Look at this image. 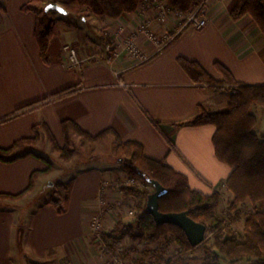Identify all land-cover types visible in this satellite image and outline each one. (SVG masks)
Returning a JSON list of instances; mask_svg holds the SVG:
<instances>
[{
	"label": "crops",
	"instance_id": "crops-1",
	"mask_svg": "<svg viewBox=\"0 0 264 264\" xmlns=\"http://www.w3.org/2000/svg\"><path fill=\"white\" fill-rule=\"evenodd\" d=\"M233 2H211L208 25L202 30H186L161 52L156 53L154 44L139 35L137 45L149 57L144 63L128 53V35L148 19L163 33L176 27V19L170 17L162 24L154 9L140 8L118 19H101L80 8L77 18L105 27L117 56L110 53L101 37L105 45L99 48L81 30L60 28V35L49 48L50 64H46L34 36L35 15L23 10L27 4H36L32 0H0V148L33 136V127L44 122L60 146L64 143V120L76 122L92 135L107 129L116 134L96 141L73 136L75 145L81 143L84 150H92V145L100 148L101 157L80 161L74 168L66 214H58L53 206L43 205V200L34 196L40 181L43 186L55 184L58 176L53 177V171L41 175L35 190L22 199L0 200V264H102L105 254L91 240L90 219L98 208L101 191L105 190L109 202H115L118 195L114 188L127 175L115 154L117 136L140 142L147 156L166 161L187 176L193 189L220 191L221 204L233 198L225 186L232 167L215 154V126L182 125L198 114L199 105L212 111L225 109L230 94L194 84L179 61H197L218 79L221 75L215 63L220 62L238 82L264 84V35L250 16L233 20ZM57 3L72 15L70 7L60 0ZM66 44L75 45L82 58H89L82 69L67 66L63 52ZM71 87L76 88L74 92L53 99L54 94ZM37 101L33 109L18 112ZM107 144L111 150H104ZM111 153L113 158L105 157ZM46 168L47 164L35 156L13 163L0 161V193L22 192L33 172ZM21 226L22 249L17 243Z\"/></svg>",
	"mask_w": 264,
	"mask_h": 264
},
{
	"label": "trees",
	"instance_id": "trees-1",
	"mask_svg": "<svg viewBox=\"0 0 264 264\" xmlns=\"http://www.w3.org/2000/svg\"><path fill=\"white\" fill-rule=\"evenodd\" d=\"M46 0H32L33 3L43 4ZM58 0H52L57 2ZM81 8L101 19H118L125 14L136 12L144 0H75ZM204 0H166L169 8L177 13H187ZM0 7L2 8L1 4ZM46 6L27 4L24 11L35 15L34 36L38 43L41 58L50 64L49 48L53 40L61 33L59 23L45 12ZM231 17L240 21L250 16L264 35V0H234ZM102 39L114 51L112 41L102 33ZM181 65L189 75L191 81L199 86H209L217 90H226L230 94L225 109L212 111L199 105L198 114L182 123V125L204 126L213 125L216 130L213 135L215 154L219 161L232 167V172L225 182V186L232 193L233 198L226 210L221 213L222 194L218 190L204 193L193 189L187 176L176 171L166 161L153 159L145 153L143 145L135 140L123 141L117 136L116 156L123 160L122 166L126 174L142 180L145 189L139 187L120 188L123 195L133 196L138 216L132 223L119 221L113 230L105 235L107 238L117 239L130 236L133 240L164 241L165 251L172 245L180 247V258L173 264H220L221 259L232 262L242 259L257 258L256 264H264V135L257 128L259 117L254 108H264V84H247L238 82L230 70L220 62L215 67L220 79L214 77L197 61L186 58L179 59ZM76 88H67L54 94L53 99L70 94ZM39 101L28 104L18 112L33 109ZM158 128L160 125L153 122ZM64 144L59 145L47 123H39L33 127V136L16 140L9 148H0V161L13 163L28 156H35L47 164L45 170L34 171L29 185L18 194L0 193V200H20L29 192H33L41 175H49L54 169V163L43 154L32 150L43 136L51 142L63 161H72L74 157V135L82 139L96 141L108 135H116L113 129H107L97 135L83 130L76 122L64 120L62 122ZM153 178L168 189V193L160 199V210L164 213L187 211L189 216L197 222L207 226L205 241L198 246H192L185 231L174 224L158 225L154 217L146 212V203L154 188L147 183L146 178ZM56 184V183H55ZM74 178L70 181L58 182L56 188L52 185L43 205L53 206L60 215L68 211ZM252 210L246 212L244 228L237 232L232 226L239 220L247 206ZM229 206V205H228ZM229 210V211H228ZM24 229L18 231L17 243L22 249ZM188 252H200L198 258L182 257ZM144 258L153 257L154 253L144 249Z\"/></svg>",
	"mask_w": 264,
	"mask_h": 264
},
{
	"label": "rangeland",
	"instance_id": "rangeland-1",
	"mask_svg": "<svg viewBox=\"0 0 264 264\" xmlns=\"http://www.w3.org/2000/svg\"><path fill=\"white\" fill-rule=\"evenodd\" d=\"M60 1L62 3H64L65 5H67V7H70L71 11H72V15H64L58 11H55V10L51 11L50 16L55 17V19L59 20V26L61 29L72 27L73 29H75L78 32H80L79 30H81V32H84L85 34L89 35L91 37V39H93L94 45L99 47V48H101L103 46V44L105 43V42L103 43L102 40L100 39V37L102 38L103 32L106 36L109 37V39H111V37L108 34L105 27L101 28L100 26H98L97 23H94V21H92V20H90V22L85 23V22L81 21V19L77 18L78 17L77 14L79 12L81 13L82 11L80 10L81 7L78 5V3L75 0H60ZM49 2H52V0H46L45 3H43V4H39V3H35V4L38 6H46ZM151 9H154V12L157 16L158 10L155 8H151ZM151 9L147 8L146 11L151 10ZM148 20H150V19H148ZM168 20H170V17L168 18ZM168 20H167V22H168ZM177 22H178V19H177L176 23ZM100 28H101V31H100ZM126 40H127V38H126ZM126 40H125V42H126ZM112 45H113V43H112ZM106 46H105V48H106ZM115 50H116V48H114V51ZM113 56H114V54H113ZM226 94H228V93H226ZM254 112L259 117V125H258L257 130L261 135H264V108H262V107L254 108ZM31 149L43 154L44 156L49 158L54 163V169H53L52 176L53 177L58 176L57 179L54 180V182L56 184H53V186L55 188L58 185V182L70 181L72 178L75 177V175H72L71 173L75 170L74 168L80 163V161H88L90 158L93 159L94 157H97V156H98V158L101 157V155L98 153V149L100 150V148L94 147L92 145V148H91L92 150H84L83 148H81V143L80 144L77 143L76 145H74L73 150L75 153H74V157H73L72 161H69V162L63 161L60 158L59 152H57L56 149L54 147H52L51 142L46 137L42 138V140L38 146H31ZM104 150L108 151V150H111V148L107 144L104 147ZM93 151H95L96 154L98 153V155H96ZM112 155H113V153L105 154V157L108 159L113 158ZM106 162H111V164H113L112 160H106ZM98 164L99 163H95V165H98ZM120 165H122V162L120 163ZM126 177H130V176L129 175L122 176V179H121V181H119V183H121V184L126 183V181H127ZM130 178H135V177H130ZM135 179H138V178H135ZM114 189L118 195V198L116 199V201L114 203L118 202L119 198H121V196H124L125 198H127L126 195H123L122 193H120V191H118L117 187H115ZM142 189H145V186ZM36 190L37 191L34 193L35 199L37 198V201L38 200H44L45 195H48L50 193L51 186L50 185L43 186L41 181H40V183H38V188ZM35 202L36 201H34V203H31V204H35ZM31 204H29V207ZM230 204L231 203L221 204L219 211L221 213L226 214V210L231 206ZM34 207L36 208V206H34V205L32 206V213L35 212ZM27 208H28V206H27ZM252 208H253L252 205L247 206L244 213L240 216L239 220H237V221L235 220V217H232L234 220L232 222V226H233L235 231H237V232L243 231L246 212L252 210ZM118 209H119L118 214L120 217L119 218L120 221L125 222V223H132L134 221V219L136 218V217L131 216L128 213L124 212L123 209H121V208H118ZM117 223L118 222H114V223L109 224V228H110L109 232H111L113 230V228L117 225ZM211 235H212V233L210 232L206 235V237L207 236L210 237ZM109 239H110V241L111 240L114 241V239H112V238H109ZM92 242H94V241H92ZM97 246L100 248L99 245H97ZM165 246H166V244L164 243V241H147V242L143 241L142 242L140 240H133L130 236H125V237L117 238V244H116L115 248L117 249V247L118 248L124 247V252H121L119 256L123 257L127 261H131L133 258H135V256L141 254L143 252V250L146 248L147 250H151V252L154 253L153 257H149V258L154 260L155 264H161V263L173 264V262H176L180 258V254H179L180 253V247L178 246V244H172L167 249V251H165L163 249V248H165ZM104 254L105 255H102V260H101L102 264H105L114 258V257L110 258V255L108 256L106 253H104ZM200 255H201L200 252H194V253L188 252V254H185L182 257L198 258ZM257 262H258L257 258H251V259L246 258V259H242V260L235 261V262H232V261L226 260V259H221L220 264H256ZM195 264H201V262L197 261V262H195Z\"/></svg>",
	"mask_w": 264,
	"mask_h": 264
},
{
	"label": "built area",
	"instance_id": "built-area-1",
	"mask_svg": "<svg viewBox=\"0 0 264 264\" xmlns=\"http://www.w3.org/2000/svg\"><path fill=\"white\" fill-rule=\"evenodd\" d=\"M213 1L227 3L230 0H204L187 13H177L173 11L169 8L166 0H144L141 3L140 9L143 11H146L147 8L157 9L158 15L156 18L160 23L165 24L171 16L176 19V21L178 19V22L176 23V27L174 29L163 33H159L154 28L152 19L143 22L137 32L131 33L127 37L125 45L128 53L138 63H144L149 59V57L142 53L137 45L136 39L139 35L145 36L146 39L152 42L157 53L168 47L186 30H202L209 23V7L210 3ZM63 52L65 54V62L67 66L72 69H82L85 63L89 60V58H82L77 47L73 44L64 45ZM113 54L117 56V53L112 52V55ZM126 179V183L121 184L118 182L119 184L117 183L116 187L120 189L126 187L144 188L145 186L142 180L130 177H126ZM106 186H110V184H106ZM118 208L123 209L124 212L134 217H137L139 213V211L135 208V200L133 196L130 195L127 196V198L121 196L118 202H109L107 199V193L103 189L98 198V208L92 214L90 219L91 240L94 241V244L100 246L103 253H106L108 256L110 255V258L114 257L105 264H155L154 260L144 258L142 253L135 256V258L131 261H127L123 257L119 256L121 252H124V247L115 248L117 239L114 241L111 240L112 242L109 238L105 240V235L110 233L109 224L120 221Z\"/></svg>",
	"mask_w": 264,
	"mask_h": 264
},
{
	"label": "water",
	"instance_id": "water-1",
	"mask_svg": "<svg viewBox=\"0 0 264 264\" xmlns=\"http://www.w3.org/2000/svg\"><path fill=\"white\" fill-rule=\"evenodd\" d=\"M58 11L67 15L69 11L57 2H49L45 7V12ZM123 160H121L122 162ZM154 191L149 195L146 203V212L152 215L158 225L174 224L183 229L188 236L192 246H198L205 241L207 235V226L192 219L187 211L164 213L160 210V199L168 193V189L158 180L146 178Z\"/></svg>",
	"mask_w": 264,
	"mask_h": 264
}]
</instances>
